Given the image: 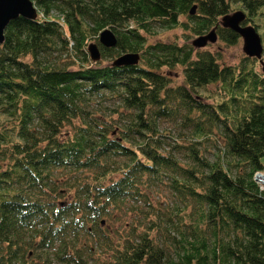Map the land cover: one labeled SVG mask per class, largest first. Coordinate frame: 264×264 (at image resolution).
Wrapping results in <instances>:
<instances>
[{
  "label": "trees",
  "instance_id": "trees-1",
  "mask_svg": "<svg viewBox=\"0 0 264 264\" xmlns=\"http://www.w3.org/2000/svg\"><path fill=\"white\" fill-rule=\"evenodd\" d=\"M31 1L37 17L11 20L0 44V264H264V73L146 41L187 24L234 43L220 19L238 4L247 22L264 0ZM105 28L117 43L97 42L93 62L87 40ZM127 52L136 65L111 66ZM219 83L223 100L205 102ZM178 118L189 136L167 143L160 126ZM163 188L174 205L150 198Z\"/></svg>",
  "mask_w": 264,
  "mask_h": 264
},
{
  "label": "rangeland",
  "instance_id": "rangeland-1",
  "mask_svg": "<svg viewBox=\"0 0 264 264\" xmlns=\"http://www.w3.org/2000/svg\"><path fill=\"white\" fill-rule=\"evenodd\" d=\"M232 10L229 13H232L236 10H241L243 9L240 7L238 4L232 5ZM244 10V9H243ZM228 13V14H229ZM246 13V11H245ZM247 16V13H246ZM249 21H243L242 25H252L255 27L257 30L258 34L260 35L261 38V44H262V53H261V58L258 59L256 57H248L246 54L243 52L242 47V38L238 36L236 41L234 43H227L225 41L220 40L219 35L217 34V39L215 42H207L204 47L199 48V49H205L208 50L212 53H214L218 59L219 63L221 65H230L239 68V66L242 65H248L249 68H253L257 73H264L262 70V60L264 62V11L257 15L256 17L251 18ZM180 21L182 22H187L186 16L182 15L179 18ZM221 20V19H220ZM185 27L181 25H177L175 27L171 28H160V27H155L153 30V35H148V38L146 41L148 43H153V42H171V43H176L178 45H183V44H191L192 41L198 37V35H195V33L187 26V24L184 25ZM219 26L222 27L219 23ZM216 28V27H215ZM224 28V27H222ZM212 29V28H211ZM211 29L204 31L202 35L208 33ZM229 29V28H226ZM230 30V29H229ZM232 31V30H231ZM234 32V31H233ZM145 35V34H144ZM87 42H98L96 39L90 38L87 40ZM193 46V45H192ZM194 47V46H193ZM71 57L70 60L74 62V64H71L68 66L69 68H75L80 64L81 62L77 58ZM110 60H104L100 61L101 64L105 65L107 63H110ZM166 71V69H164ZM182 71L183 68L181 66H175L172 71L170 72V76L172 77V83L171 85L177 86V85H182L183 84V77H182ZM221 85L219 84H210L206 86L205 88L199 89V92L202 93L203 100L207 103H212L215 104L223 98H220L217 96V94H221L222 91L220 90ZM113 106V102L110 103ZM103 106L109 107V101L104 102L102 104ZM160 134L164 135L167 138V143H175L177 142H182L186 141V139L189 136V132L183 129L180 124H179V118L175 122L173 121H164L162 122L160 126ZM163 137V138H165ZM217 150L215 148V145L212 143L206 144V156L210 159H213L215 157ZM261 173L264 174V172H258L255 173L254 178L255 180L263 187L264 183L259 180L258 175ZM153 202L155 201H160L162 202V205L165 203L170 204L171 206L176 203L175 199L171 195L170 192H168L167 188H163L158 190V192H154L151 194V197ZM175 201V202H174ZM125 218L113 221L111 224L106 223L105 225L103 224V228L107 231L108 234H112L115 230L118 231H123L124 229V222ZM131 219H127L126 221H130ZM125 221V222H126ZM116 227V228H115ZM91 244V243H89Z\"/></svg>",
  "mask_w": 264,
  "mask_h": 264
},
{
  "label": "water",
  "instance_id": "water-1",
  "mask_svg": "<svg viewBox=\"0 0 264 264\" xmlns=\"http://www.w3.org/2000/svg\"><path fill=\"white\" fill-rule=\"evenodd\" d=\"M195 6L190 10L195 12ZM37 15L36 8L31 0H0V44L4 41V30L9 22L18 16L32 20ZM246 15L242 10H236L224 15L220 20V25L237 33L242 38V50L248 57L261 58L262 44L257 30L252 25H242ZM217 39L216 28L213 27L208 33L196 37L192 41L195 48H202L207 42H215ZM98 42L106 47H114L117 43L115 34L110 28L103 29L98 36ZM90 58L97 61L101 57L97 43L90 42L87 46ZM140 55L134 52H127L115 58L111 66H131L139 62ZM262 69L264 62L262 60Z\"/></svg>",
  "mask_w": 264,
  "mask_h": 264
},
{
  "label": "bare ground",
  "instance_id": "bare-ground-1",
  "mask_svg": "<svg viewBox=\"0 0 264 264\" xmlns=\"http://www.w3.org/2000/svg\"><path fill=\"white\" fill-rule=\"evenodd\" d=\"M34 6H35V5H34ZM35 8H36V7H35ZM36 11H37V9H36ZM37 14H38V11H37ZM36 17H37V15H36ZM36 17H35V18H36ZM24 18H25V17H24ZM35 18H33V19H35ZM33 19H32V20H33ZM98 48H99V47H98ZM86 50H87V47H86ZM99 50H100V49H99ZM87 53H88V55H89L88 50H87ZM89 57H90V55H89ZM90 59H91V58H90ZM91 61L95 62V61L92 60V59H91ZM97 61H98V60H97ZM258 178H259L260 181H262V182L264 183V174H263V173H261L260 175H258Z\"/></svg>",
  "mask_w": 264,
  "mask_h": 264
}]
</instances>
